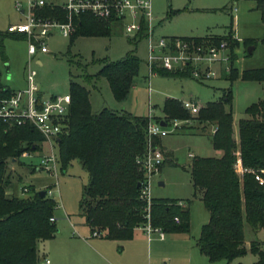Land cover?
Wrapping results in <instances>:
<instances>
[{"label": "trees", "instance_id": "16d2710c", "mask_svg": "<svg viewBox=\"0 0 264 264\" xmlns=\"http://www.w3.org/2000/svg\"><path fill=\"white\" fill-rule=\"evenodd\" d=\"M252 1L257 3L264 22V0ZM42 14L47 17L59 15L62 19L58 8L46 6ZM173 15L171 10L167 13L168 17ZM117 23L120 22L80 16L70 39L110 35L112 24ZM231 34L229 29L222 36L180 39H188L195 44L209 41L214 45L231 41L230 72L226 79L231 83L239 78L245 82L264 84V69L243 71L240 76L234 69L236 55L233 51L238 45L230 40ZM145 36L143 27L130 43L136 46ZM5 37L25 40L22 35L0 34L2 58V40ZM250 45L254 42H246V46ZM140 65L135 51H130L117 62L103 63L95 75L82 74V82L91 85L104 78L114 100L123 102L133 87ZM156 75L173 79L191 78L188 69L174 73L157 70ZM76 79V76L70 75L68 91L71 105L65 132L58 139L60 170L63 172L70 162L77 160L88 175L79 210L91 233L98 232L107 240H129L134 230L146 222L145 204L139 199L138 184L143 176L137 159L145 151L148 119L133 116L124 110L115 112L107 108L92 113L90 92ZM11 93L2 84L0 73V98L9 97ZM231 98V91H224L219 102L207 103L193 116L198 124H207L203 128H213L201 135L208 136L213 150L221 153L218 158H194L190 166L192 186L200 194L209 214L196 245L199 253L210 263L231 262L250 253L256 257L253 264H264V242L252 241L247 249L244 236V222L253 233L264 231V186H260L254 178L255 174L264 171V100L245 110L247 118L239 120L235 139ZM163 113L169 119L178 120H185L189 115L181 102L171 99L165 101ZM158 142L159 138H156L155 144L158 145ZM41 143L43 138L29 126L9 132L0 129V264H38L37 243L50 240L57 232L55 221L50 222L56 210L52 199L46 196L40 198L38 192L31 193L27 198L5 193L9 184L6 176L9 163L13 160L18 162L24 152H40ZM238 161L243 173L237 171ZM261 176L264 179V174ZM178 203L152 199L151 225L165 233H188L189 210ZM175 218L179 223L175 222Z\"/></svg>", "mask_w": 264, "mask_h": 264}, {"label": "rangeland", "instance_id": "374dc122", "mask_svg": "<svg viewBox=\"0 0 264 264\" xmlns=\"http://www.w3.org/2000/svg\"><path fill=\"white\" fill-rule=\"evenodd\" d=\"M17 1L24 2L0 0V34H5L10 25L21 21L20 15L14 9V3ZM233 8L237 9L236 13L232 12ZM170 10L174 15L168 17L167 13ZM151 12L155 18L154 32L158 38L201 37L208 34L222 36L231 29L230 40L236 45L239 42L233 51L236 55L233 67L239 76L243 71L264 69V22L255 1L152 0ZM133 37L135 36L124 32L122 23L112 24L110 35L80 36L72 41L55 31L47 41L48 54H36L33 57L27 54L26 40L5 37L2 40L3 58L0 52L1 82L14 92L26 89V69L29 64L30 69L36 74L34 84L42 98L64 96L69 94L70 75L76 76V81L85 85L82 82V74L95 75L103 63L117 62L128 52L135 51L141 65L133 82L135 87L130 90L123 102L114 100L104 78L96 80L91 85H85L90 92L92 113L96 114L107 108L115 112L124 110L133 116L150 115L156 118L154 120L157 122L170 123L175 120L179 122L178 130H173L170 124L167 128L169 134L160 137V147L157 146L164 152V164L160 174L152 181L150 197L156 201L182 202L190 213L189 232L180 236L164 233V242H161L156 233H152L149 236L152 247L150 264H212L199 253L196 245L208 214L200 201V194L192 186L190 166L194 158H218L220 152L213 150L208 136L199 135L211 131L209 126L203 128L207 124H198L190 115H187L185 120L169 119L164 116V104L166 100L171 99L178 102L193 101L203 107L210 102H219L224 91H231L233 131L237 139L238 122L247 118L245 110L252 104L264 100V84L245 82L239 78L231 83L226 79L230 67L226 73L221 65H213L211 69L215 76L204 81H198L194 77L173 79L149 75L145 63L147 41L140 40L133 46L130 43ZM249 41L254 42V50L250 55L247 53L249 46H246V42ZM204 43L214 45L209 41ZM231 46V41H228V54ZM36 61L40 64L37 65ZM40 147V152L29 158L19 159L12 165L13 170L9 169L6 172L9 184L5 193L12 197L27 198L31 193L52 189L53 199L59 204V208L54 212L56 228L60 230L63 228L64 231L68 229L72 234L70 226L72 225L76 232L74 235L77 237V234H81L80 224L85 223L80 215L79 202L88 175L77 160L70 162L64 172L60 170L57 178L38 171L35 166L38 165L40 158L50 152L46 143H41ZM53 152L57 155L58 147L55 146ZM159 183L163 185L159 186ZM144 236L147 238L145 234ZM244 236L247 249L252 241L264 242V231L253 233L246 222ZM104 242L116 256H120L121 261L131 259V256L130 258L127 256L126 243L118 240ZM50 245L53 244L43 241L37 244L39 256L49 262L52 261ZM144 259L147 261L145 252ZM255 260L254 255L247 253L231 262L221 261L215 264H253ZM73 264H77V260Z\"/></svg>", "mask_w": 264, "mask_h": 264}, {"label": "built area", "instance_id": "2783aa9c", "mask_svg": "<svg viewBox=\"0 0 264 264\" xmlns=\"http://www.w3.org/2000/svg\"><path fill=\"white\" fill-rule=\"evenodd\" d=\"M57 1V2H56ZM152 0H24L15 2L14 9L22 18L18 24L10 25L6 32L13 35H22L28 44L27 54L33 57L36 54H48L47 41L57 31L62 37L70 38L77 29V20L80 16H90L98 21H118L122 23L124 32L127 35L136 36L144 27L147 41L146 67L149 75H156V71L169 73L189 70L190 77L198 81L212 79L215 72L213 65L223 66L224 72L229 70V59L227 42L222 41L218 45H206L205 43L195 44L188 39L157 37L154 32L155 18L151 12ZM49 6L58 8L62 13V19L58 16L47 17L42 14L43 8ZM237 12L236 8L232 9ZM35 72L28 64L26 69L27 88L12 92L9 97L0 98V129L4 132L12 131L15 128L29 126L34 129L50 149L47 155L40 158L37 166L38 171H43L57 178L60 165L58 154L53 150L58 146L59 137L65 132V121L71 105L69 94L64 96H52L44 99L39 96L37 87L34 84ZM182 108L190 116H195L200 106L193 101L181 102ZM145 131V151L137 159V164L142 172L140 183L139 199L145 204L146 222L139 228L149 239L152 233H156L160 240L164 239V231L154 228L150 223V187L152 181L159 175L164 163L163 152L155 144V139L169 134L168 125L173 130L179 129V122L172 121L165 123L157 122L150 115L147 116ZM162 124L164 126H162ZM31 152H24L21 158H29ZM17 163V161L15 162ZM12 161L9 169L13 170ZM239 167V161L236 168ZM239 173L243 170L239 168ZM260 171L254 175L260 186H264V179ZM53 190H46V197L55 202V208L59 204L53 199ZM56 192V189H55ZM180 207H184L179 202ZM55 219L51 218L50 222ZM175 222L179 223L178 218ZM92 237H101L98 232H93ZM49 264V261H45Z\"/></svg>", "mask_w": 264, "mask_h": 264}, {"label": "crops", "instance_id": "0c3cea01", "mask_svg": "<svg viewBox=\"0 0 264 264\" xmlns=\"http://www.w3.org/2000/svg\"><path fill=\"white\" fill-rule=\"evenodd\" d=\"M21 21H22V18H21ZM205 36H220V35L208 34ZM205 36H201V37H205ZM201 37L197 36L196 38H201ZM238 45H239V42H238ZM36 64L39 65L40 63L36 61ZM134 87L135 85L133 83V87L131 89H133ZM210 128L212 131L213 128L212 127ZM199 135H201V133H199ZM158 145L160 147V138H159ZM163 155H164V152H163ZM190 157H192V155ZM239 168H241L240 162H239V167L237 168L238 172L240 170ZM200 201H201V198H200ZM208 219H209V214H208L207 222H208ZM55 223H56V220H55ZM80 225L82 226L81 234H77L78 235L77 237H75L74 235V233H76L74 230V226L70 225L72 229V234L68 229H66L65 231L63 228H62L63 230L57 229V232L55 233L53 238H51L50 240L43 241V242H51L53 244V245H50L49 247L50 248L49 252L52 257V261H50L49 264H73L75 260H77V264H150V261L152 260V257H151L152 247L150 244L151 240H149L148 238L144 236L143 231L140 228H136L134 230L133 236L131 239L119 241V242H124L127 244V256L128 258H130L131 256V259H128L126 261H123V260L121 261L120 256H116L111 250V248L107 245V243H105L106 241L104 242V240H107V239H105L103 236L92 237L90 228L85 223L83 224L81 223ZM170 234H172L173 236H180L183 233H178V234L170 233ZM164 241H165V237L163 240H161V242H164ZM144 252L146 253L147 261H145L144 259ZM139 256L141 257V260H139ZM37 257L39 259L38 264L39 262H42V261L45 264V261L47 259L41 258L39 256L38 249H37ZM84 257H87L86 260L83 259ZM212 264H215V263H212Z\"/></svg>", "mask_w": 264, "mask_h": 264}, {"label": "water", "instance_id": "95a60500", "mask_svg": "<svg viewBox=\"0 0 264 264\" xmlns=\"http://www.w3.org/2000/svg\"><path fill=\"white\" fill-rule=\"evenodd\" d=\"M254 50V47L253 46H249L248 47V49H247V53L250 55L251 53H252V51ZM162 126H164L163 124H162ZM58 142H59V140H58ZM16 162V160H13L12 161V163H15ZM140 185L138 184V187H139ZM159 186H162V183H159ZM38 196L40 197V198H44L45 196H46V191H39L38 192Z\"/></svg>", "mask_w": 264, "mask_h": 264}]
</instances>
